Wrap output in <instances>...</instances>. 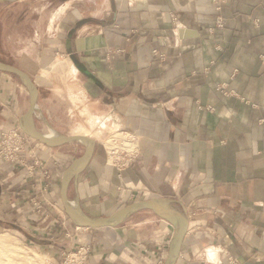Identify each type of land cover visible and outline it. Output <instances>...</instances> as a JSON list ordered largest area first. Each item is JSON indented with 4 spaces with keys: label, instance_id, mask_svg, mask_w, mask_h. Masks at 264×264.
I'll list each match as a JSON object with an SVG mask.
<instances>
[{
    "label": "crops",
    "instance_id": "crops-1",
    "mask_svg": "<svg viewBox=\"0 0 264 264\" xmlns=\"http://www.w3.org/2000/svg\"><path fill=\"white\" fill-rule=\"evenodd\" d=\"M46 25L32 69L17 64L38 89L35 126L95 141L67 197L95 218L167 200L187 225L175 264H264V0H226L219 12L211 0H61ZM28 107L25 85L0 71V132L20 128ZM121 128L139 155L119 171L104 140ZM28 144L23 166L0 160V224L26 226L35 208L39 232L52 234L55 220L43 223L63 208L75 158L67 143ZM60 221L63 248H88L81 264H164L174 235L148 209L114 227Z\"/></svg>",
    "mask_w": 264,
    "mask_h": 264
},
{
    "label": "rangeland",
    "instance_id": "rangeland-1",
    "mask_svg": "<svg viewBox=\"0 0 264 264\" xmlns=\"http://www.w3.org/2000/svg\"><path fill=\"white\" fill-rule=\"evenodd\" d=\"M60 2L61 0H0V61L15 67H17V64L19 63L29 70L32 69V66H28V64L33 62L32 58L37 51V46H34L31 43L35 42L34 39L39 37L37 35L35 36V30L38 31L37 33H40V36L43 35L41 33L46 30V24L50 17L51 10L58 6ZM42 45L44 46L45 44ZM56 64L62 69V71H65V62H63V60L57 61ZM73 70H71L70 73H73ZM3 73L5 74L6 72ZM13 78L18 84L23 83L17 76L13 75ZM60 85L62 86V84ZM61 97H64V95L62 94ZM71 99L73 98L71 97ZM61 101H63V98ZM72 101L74 102L75 100L73 99ZM90 119L95 121V123L101 122V125H105L103 121L99 120V118L91 117ZM76 120L77 123H80L81 118L78 116ZM14 127L17 126L12 125L7 129L6 127L3 129L9 130ZM77 127L79 128L80 125ZM77 127L75 132L77 131ZM42 129L45 130L44 128ZM121 130L123 131L124 129L121 128ZM44 133H46V131ZM57 133L62 134L59 132ZM109 136L104 140L105 149H108L111 144ZM65 149L67 153L71 154L72 157L76 159L83 153L84 146L81 142L72 141L67 143ZM25 159L26 157H24V164L27 163V160ZM107 162L111 165L112 159H108ZM18 165L23 166L22 163H18ZM35 211L36 209L33 208L31 214L34 215H32L31 219L27 221L28 224L26 226L0 224V241H2L3 244L2 246L0 245V262H3V264L83 263L84 260L80 262V259L76 254L79 250H81V252L86 250L87 253V247H81L77 251H68L66 248H63L66 241L65 237H63L61 233L59 234V225L61 223V217H64L66 220L68 217L65 215L61 204L58 215L57 212H54L56 215H51V218L43 223L46 225L48 222L55 220L53 224L55 228L48 229L47 227V231L50 230L52 234L39 232L40 218ZM43 224L41 223V226ZM49 226L51 227V225ZM45 230L46 228L44 231ZM14 246H16V248ZM34 255L36 257H34Z\"/></svg>",
    "mask_w": 264,
    "mask_h": 264
},
{
    "label": "water",
    "instance_id": "water-1",
    "mask_svg": "<svg viewBox=\"0 0 264 264\" xmlns=\"http://www.w3.org/2000/svg\"><path fill=\"white\" fill-rule=\"evenodd\" d=\"M0 71L17 76L25 85L29 93V107L26 113L21 117L20 127L24 129L26 134L48 147L60 146L72 141L81 142L84 146L83 153L77 157L71 165L64 171L60 185V198L63 210L68 219L79 228L98 229L104 227H114L122 223L129 215L140 210L148 209L153 211L159 218L167 221L174 228V235L169 245V255L164 264H175L182 242L186 233V221L174 209H172L167 200L149 199L131 203L122 207L108 216L90 217L86 215L78 205V210L73 211L69 207L72 201L67 197V188L70 181L79 175L88 164L95 147V141L87 136L79 135H61L48 138L43 132L39 131L35 126L36 108L38 89L32 79L21 69L0 61Z\"/></svg>",
    "mask_w": 264,
    "mask_h": 264
},
{
    "label": "built area",
    "instance_id": "built-area-1",
    "mask_svg": "<svg viewBox=\"0 0 264 264\" xmlns=\"http://www.w3.org/2000/svg\"><path fill=\"white\" fill-rule=\"evenodd\" d=\"M211 2L215 10L219 12L226 0H211ZM222 26L223 20L218 15L213 22L212 28H221ZM219 90L224 95L229 94V92L224 90V87H219ZM109 138L111 144L107 149L108 159H112V164L110 163L112 166L122 171L138 155L136 139L129 132L122 131L121 129L113 131ZM30 140L31 138L19 127L2 130L0 132V160L6 164L22 163L24 165L23 152L27 151ZM86 254V250L83 252L79 250L76 255L79 257L80 262H82Z\"/></svg>",
    "mask_w": 264,
    "mask_h": 264
},
{
    "label": "bare ground",
    "instance_id": "bare-ground-1",
    "mask_svg": "<svg viewBox=\"0 0 264 264\" xmlns=\"http://www.w3.org/2000/svg\"><path fill=\"white\" fill-rule=\"evenodd\" d=\"M21 128V127H20ZM22 129V128H21ZM22 131L26 134V132L24 131V129H22ZM81 133V132H80ZM48 138H52V137H56L57 135H58V133L56 132V131H54V130H52V129H49V132L48 133H44ZM77 135H79V136H87V137H90L91 138V135H90V133L89 132H87V131H82V133L81 134H77ZM69 207H70V209L71 210H73V211H77L78 210V205H77V203H76V201L75 200H72V201H70L69 202ZM0 245L2 246L3 244H2V241H0ZM0 246V247H1ZM10 247V246H9ZM15 248H16V246H14ZM13 247V248H14ZM13 250V249H12ZM14 251H15V249H14ZM20 254H22V253H20ZM25 255H26V253H25ZM34 257H36L35 255H34ZM28 258V257H27ZM26 258V259H27ZM30 258V257H29ZM28 260V259H27ZM29 262V261H28ZM34 262V261H33ZM22 263V262H21ZM30 263V262H29ZM0 264H3V262H0Z\"/></svg>",
    "mask_w": 264,
    "mask_h": 264
}]
</instances>
